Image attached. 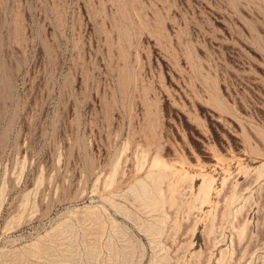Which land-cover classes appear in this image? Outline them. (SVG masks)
<instances>
[{"label":"rangeland","instance_id":"obj_1","mask_svg":"<svg viewBox=\"0 0 264 264\" xmlns=\"http://www.w3.org/2000/svg\"><path fill=\"white\" fill-rule=\"evenodd\" d=\"M0 264H264V0H0Z\"/></svg>","mask_w":264,"mask_h":264},{"label":"bare ground","instance_id":"obj_2","mask_svg":"<svg viewBox=\"0 0 264 264\" xmlns=\"http://www.w3.org/2000/svg\"><path fill=\"white\" fill-rule=\"evenodd\" d=\"M172 169H173V168L170 169L171 172L174 171V170H172ZM170 171H169V172L167 171V173H170ZM163 173H164V171H163ZM165 173H166V171H165ZM161 174H162V173H161ZM158 175H159V174H158ZM163 175H165V174H163ZM166 176H167V175H166ZM161 177L163 178L162 175H161ZM157 178H158V177H157ZM157 178H156V179H157ZM165 178H166V177H165ZM156 179H155V180H156ZM158 179H159V178H158ZM160 179H161V178H160ZM160 179H159V182H160ZM161 181H162V180H161ZM182 184H183V183H182ZM207 188H208V187H207ZM207 188H206V189H207ZM208 190H209V188H208ZM204 191H205V190H204ZM146 192H147V191H146ZM205 194H206L205 196L208 198L207 194H209V191H206ZM205 196H204V197H205ZM206 197H205V198H206ZM167 199H168V197H167ZM167 199H166V200H167ZM180 199H181V198H180ZM166 200H165V201H166ZM168 200H169V199H168ZM168 200H167V201H168ZM165 201H164V202H165ZM156 202H157V201H156ZM171 202H172V201H171ZM160 203H161V202H160ZM156 204H157V203H156ZM161 205H162V204H161ZM161 205H160V206H161ZM158 206H159V205H158ZM184 212H185V211H184ZM193 233H194V232H193Z\"/></svg>","mask_w":264,"mask_h":264}]
</instances>
